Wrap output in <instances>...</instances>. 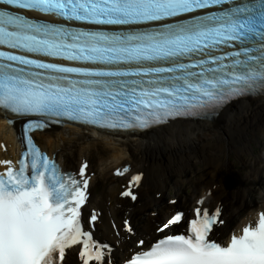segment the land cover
<instances>
[{
  "label": "bare ground",
  "instance_id": "1",
  "mask_svg": "<svg viewBox=\"0 0 264 264\" xmlns=\"http://www.w3.org/2000/svg\"><path fill=\"white\" fill-rule=\"evenodd\" d=\"M7 118L0 112V173L16 166L23 148L18 130L21 123L9 124ZM82 128L64 125L36 131L32 136L63 170L72 171L83 181L87 192L81 208L83 236L107 244L106 263L90 264H114L140 249L135 245L138 239L132 240L131 230L145 237L143 247L162 234L150 223L166 222L171 210L163 204L164 191L169 182L179 184L174 176L185 173L187 167L200 164L203 176L214 177L217 169L226 170L221 190L212 182L192 201L179 194L170 201L184 206L186 218L200 216L204 210H218L212 237L225 243L264 214V184L258 196H250L242 178L229 172V155H252L256 131L264 138V93L232 101L213 117L171 119L144 133L123 134L121 140L101 132H93L98 135L94 136ZM245 161L250 171L257 172V157ZM81 170L86 171L84 176L79 175ZM119 179H125L126 184L116 192L113 186ZM99 181L109 185L96 191ZM121 211L126 212L124 220L129 221L130 231L121 225ZM184 220L171 227L179 228ZM76 247L69 248L63 264H86L77 256Z\"/></svg>",
  "mask_w": 264,
  "mask_h": 264
},
{
  "label": "rangeland",
  "instance_id": "2",
  "mask_svg": "<svg viewBox=\"0 0 264 264\" xmlns=\"http://www.w3.org/2000/svg\"><path fill=\"white\" fill-rule=\"evenodd\" d=\"M246 151L248 152L249 150ZM252 151H253L252 155H249L247 153L244 155L243 152L238 154V156H236L233 153L229 155V162H230L229 172L231 174L237 175L238 177L242 178L241 180L243 181V185L247 187L245 189L249 191V195L256 197L258 196V192H261L262 185L264 184V138L262 137L261 132L259 131H256V141L253 142L252 144ZM255 157H257V162H256L258 168L257 172L250 171L245 161L250 159L254 160ZM202 172H203V168H201L200 164L193 167H187L185 169V173L183 172L179 175L177 174L174 176V179L179 180L178 185L174 186L170 182L167 184L168 186H166V189L163 194V204L165 205L166 209L171 210L169 213L173 212L176 209L185 210L183 205L181 204L174 205L173 202L172 203L170 202L172 199H174V197L177 194H179L182 198L190 197L192 201L194 198L198 197L201 188L208 187L212 182L213 183L215 182L218 185L217 188L219 190L223 188L222 180L223 177L226 175V170L224 168L217 169L215 177L214 175L212 176L211 174H210L211 176L209 174L203 176ZM249 172H251V174ZM125 184H126L125 179H119L113 187L115 188V191L118 192L119 190L124 189ZM108 185L109 183L106 181L104 182L99 181L96 191L101 190L103 187ZM245 189L241 191L244 192ZM237 192L238 191H235L234 193ZM250 196L248 200L250 199ZM231 198H233V195L230 196V199ZM125 215L126 212L121 211L119 218L123 219L126 217ZM143 216H145V214H143ZM152 216L154 217V215H151L150 217ZM122 221L123 220H121V224L123 225ZM151 222L152 223H150V226L152 228H155L156 225L159 223V220L155 222L153 221ZM130 234L133 237L132 240H135L137 238L139 239L144 238L143 235L138 233H130Z\"/></svg>",
  "mask_w": 264,
  "mask_h": 264
},
{
  "label": "water",
  "instance_id": "3",
  "mask_svg": "<svg viewBox=\"0 0 264 264\" xmlns=\"http://www.w3.org/2000/svg\"><path fill=\"white\" fill-rule=\"evenodd\" d=\"M216 60H218V59H216Z\"/></svg>",
  "mask_w": 264,
  "mask_h": 264
}]
</instances>
